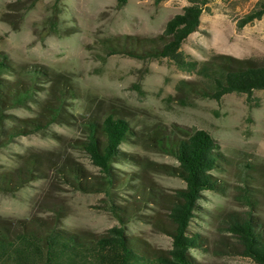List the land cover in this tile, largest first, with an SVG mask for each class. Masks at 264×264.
Instances as JSON below:
<instances>
[{"label": "rangeland", "instance_id": "1", "mask_svg": "<svg viewBox=\"0 0 264 264\" xmlns=\"http://www.w3.org/2000/svg\"><path fill=\"white\" fill-rule=\"evenodd\" d=\"M256 0H208L198 29L181 44L188 56L202 61L213 53L264 63V16L242 27L237 20ZM16 0H0V59L10 64L1 74L36 66L34 101L4 109L5 126L39 116L44 103L46 127L19 134L0 146V171L17 168L36 157L31 179L14 190H0V219L11 222L56 215L62 228L99 234L123 224L125 232L146 248L171 247L169 206L185 182L174 174L176 158L155 137L207 131L219 145L224 162L210 171L218 187L201 191L189 232L201 244L190 254L202 264H258L240 255L227 229L228 214L252 215L264 223V89L251 95L227 93L219 100L193 90L198 76L167 58L141 59L108 54L104 39L120 35L154 36L188 0H38L22 16L8 9ZM9 5V6H10ZM52 18L53 32L45 35ZM65 89L60 116L49 119V107ZM107 115L124 119L130 128L113 163L111 195L84 191L69 184L60 169L74 166L96 181L101 172L76 144L86 135V122ZM42 165V166H41ZM251 194L252 204L247 201ZM114 204L112 212L110 205Z\"/></svg>", "mask_w": 264, "mask_h": 264}, {"label": "trees", "instance_id": "2", "mask_svg": "<svg viewBox=\"0 0 264 264\" xmlns=\"http://www.w3.org/2000/svg\"><path fill=\"white\" fill-rule=\"evenodd\" d=\"M38 0H16L8 9L21 8V16ZM57 1V0H56ZM159 1V0H156ZM127 0H116L123 6ZM208 0H188L179 13L170 17L161 33L154 36L120 35L104 39L103 46L108 54L121 53L141 59L167 58L181 69L198 76L193 90L201 96L219 100L227 93L251 95L254 90L264 89V63L258 64L249 58H238L228 54L213 53L206 60H196L181 50L182 42L196 31L200 16ZM264 16V0H256L251 9L240 17L236 25L242 27ZM45 35L55 29L52 18L48 20ZM12 69L4 57L0 59V146L10 142L14 136L46 127L42 110L34 118H22L14 125L5 126L4 109L34 101L36 79L43 75L41 68L28 66L16 70L21 78L9 81L2 78L4 71ZM51 104H47L51 118L59 117L60 103L65 89ZM86 135L76 144L89 156L102 173L99 180L82 177L79 168L66 166L60 169L65 180L84 191H104L111 195L115 185L113 163L123 154L119 145L127 139L130 128L124 119L107 115L100 122H86ZM158 145L171 153L178 161L174 174L185 182L177 189L169 206L171 247L167 250L146 248L138 238L125 232L124 225H114L104 232L69 231L61 227L56 215L50 218L33 216L16 222L0 219V264H202L191 254L198 247L200 236L191 234L188 225L197 199L206 189L218 187V181L210 171L218 169L224 155L213 137L205 130L196 129L181 136L162 134L155 137ZM36 157L25 158L12 170L0 171V190L17 189L34 176V171L44 172L38 167ZM42 166V165H41ZM251 205V194L245 193ZM112 203L110 209L115 211ZM228 231L236 237L239 254L264 264V223L253 221L252 215L228 214L225 218Z\"/></svg>", "mask_w": 264, "mask_h": 264}]
</instances>
